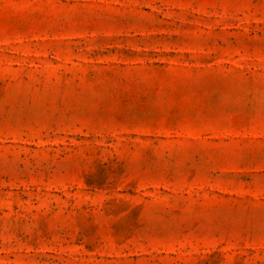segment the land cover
I'll list each match as a JSON object with an SVG mask.
<instances>
[{
	"label": "rangeland",
	"instance_id": "rangeland-1",
	"mask_svg": "<svg viewBox=\"0 0 264 264\" xmlns=\"http://www.w3.org/2000/svg\"><path fill=\"white\" fill-rule=\"evenodd\" d=\"M0 264H264V0H0Z\"/></svg>",
	"mask_w": 264,
	"mask_h": 264
}]
</instances>
